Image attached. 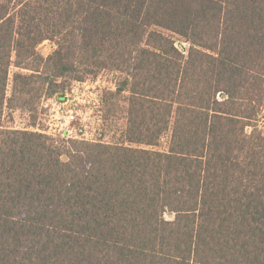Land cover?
Returning <instances> with one entry per match:
<instances>
[{
    "label": "trees",
    "instance_id": "obj_1",
    "mask_svg": "<svg viewBox=\"0 0 264 264\" xmlns=\"http://www.w3.org/2000/svg\"><path fill=\"white\" fill-rule=\"evenodd\" d=\"M103 74L96 138L3 125ZM263 129L264 0H0V264H264Z\"/></svg>",
    "mask_w": 264,
    "mask_h": 264
},
{
    "label": "rangeland",
    "instance_id": "obj_2",
    "mask_svg": "<svg viewBox=\"0 0 264 264\" xmlns=\"http://www.w3.org/2000/svg\"><path fill=\"white\" fill-rule=\"evenodd\" d=\"M54 50V44L49 41L37 48L38 53L44 58L49 57ZM18 71L16 67L12 68V74ZM62 81L68 80L62 79ZM114 81L115 76L112 74H103L95 82L90 80L84 83L68 81L66 87L69 92L64 102L60 103L55 98L47 99L44 94L39 93L37 99H34V96L31 101H29L31 96L26 98L25 105L31 106L28 110H18L24 102L16 99L14 102L16 109L6 110L3 125L36 132L46 131L47 134L61 138H85L87 140L96 138L97 134L102 131L99 130L102 125L100 97L104 89L113 87ZM38 87L39 84H37ZM120 124L122 125L123 122ZM112 135V132L106 134L107 137Z\"/></svg>",
    "mask_w": 264,
    "mask_h": 264
}]
</instances>
